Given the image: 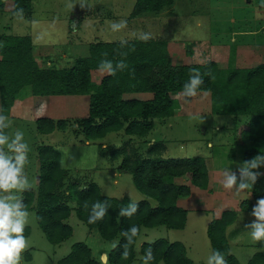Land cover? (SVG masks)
Returning <instances> with one entry per match:
<instances>
[{
	"label": "trees",
	"instance_id": "16d2710c",
	"mask_svg": "<svg viewBox=\"0 0 264 264\" xmlns=\"http://www.w3.org/2000/svg\"><path fill=\"white\" fill-rule=\"evenodd\" d=\"M171 4L172 0H135L128 19L143 14H157ZM18 9H23V17L29 19L31 0H0V14L13 16ZM127 41L123 49L120 42L92 41L88 44L87 56L75 58L70 66L42 68L32 58V44L28 36L0 35V107L3 108L0 114L7 117L18 92L27 87L34 97L82 98L81 104L85 106L79 112L84 116L74 119V135L82 136L83 142H92L118 131L143 138L153 129V120L165 123L173 116L177 102L172 95L180 94L191 70L198 69L201 74L211 72V76L204 77V84L198 91L208 93L210 114L249 117L244 127L237 131L242 161L250 160L259 153L264 154V64L229 70L219 69L211 61L173 65L164 41L152 38L147 42L136 39ZM188 50L189 45L186 46V55L190 54ZM121 51L128 55L122 57L119 54ZM102 59L113 62L124 59L128 67L118 71L115 76H103L95 84L91 80V72L98 70ZM139 94H150V99L123 98L124 95ZM33 123L38 135H49L65 128L64 121L48 117H38ZM125 148L97 147L110 160L119 158L115 171L129 175L135 190L155 201L154 207L145 199L138 201V211L132 217L118 216L120 207L130 202L127 198L102 196L98 186L91 181L82 183L78 179L65 186L69 176L68 171L60 165L59 152L50 146L36 145V191L27 190L22 196L27 210L33 211L35 223L49 244L57 245L71 236V228L64 223L71 210L82 225L95 229L102 240L109 242L117 239V244L108 253L109 264H131L133 261L134 244L129 249V257L126 260L120 258L121 245L125 242L120 235L121 230L133 225L139 229H183L186 212L176 202L187 197L191 189L209 190L208 173L203 160L199 157H155L163 149L159 143L151 144L146 156L139 154L136 149L129 151ZM263 169H259L260 173ZM249 191L250 199L241 201L235 210L222 211L217 219L206 226L211 251L224 253L228 264L238 262L228 253L225 230L235 222L237 213L251 212L256 201L264 198L262 174ZM105 200L109 205L106 216L89 224L91 205ZM68 203L74 206L71 208ZM27 232L25 228L24 235ZM149 247L154 254L151 264H193L179 242L158 239L143 243L139 247L141 258ZM57 264L98 262L90 259V252L84 244L75 243ZM247 264H264L263 254L254 253Z\"/></svg>",
	"mask_w": 264,
	"mask_h": 264
},
{
	"label": "rangeland",
	"instance_id": "374dc122",
	"mask_svg": "<svg viewBox=\"0 0 264 264\" xmlns=\"http://www.w3.org/2000/svg\"><path fill=\"white\" fill-rule=\"evenodd\" d=\"M134 2L135 0H85L87 6L82 8L81 0H31L30 22L8 13L0 14V35H29L36 47L39 65H46L45 61L40 59L43 58L42 55L49 54L55 66L56 54L65 47L66 61L60 66L68 67L74 58L87 56V46L90 42L131 39L134 38L132 33L137 32H150L153 38L164 39L168 43V54L174 65L202 64L210 59L217 61L220 69L234 66L252 68L264 63L262 57L258 55L246 57L240 64H236V60L232 59L223 61L227 47L235 45L237 57V54L243 52L242 46L245 45L242 44H247L249 48L254 46L255 42L252 41V37H247L246 32L250 29L259 30L260 26H264V0H173L172 5L158 15L142 16L127 22V28L123 31L111 32L109 22L126 20ZM69 3L75 6L69 8ZM67 24L70 35L66 34ZM63 40L69 43L63 46ZM199 41L206 43L201 46V43H197ZM211 41H216L215 48ZM188 43H192L193 49L192 55L186 56L184 50ZM47 45L54 49L46 48ZM93 73L91 80L95 82L97 76ZM24 91L29 89L25 87L21 92ZM180 97L178 94L172 95L177 102V108L182 113L179 114L178 109L165 123L158 119L153 120V129L145 137L128 136L118 131L108 133L103 138L92 142H83L82 136L74 135L76 132L74 119L84 116L82 112H79L80 108L85 106L81 104L82 98L59 102L66 105L62 104L58 108L56 103L50 104L51 112L40 117L49 116L48 118L65 123L63 131H54L50 135H38L33 122L39 117V113L34 114L25 101L20 102V105L17 103L16 108L7 117L11 121V127L6 131L10 135L16 130L24 132L25 141L30 148L28 163L25 166V172L32 183L29 190L33 193L36 191L35 148L39 144L50 146L59 152L60 165L71 177L65 186L78 179L82 183L91 181L99 187L102 196L116 199L127 198L131 202L145 199L151 207L155 206V201L137 192L129 175L115 174V167L120 159L110 160L107 154L104 155L98 151V146L101 148L125 146L126 150L136 149L139 154L146 156L149 146L159 143L163 149L154 155L155 157L162 159L200 157L206 160L209 166L213 164L223 168H237L242 163V150L235 143L231 117L210 114L206 92H199L197 96L192 97L188 106ZM123 98L130 99L126 95ZM134 98L147 100L150 99V94L134 95ZM181 105L184 107H180ZM22 106L27 107L20 110ZM32 107H34L33 102ZM199 117L202 118L203 123H200ZM207 142L211 144V148H208ZM262 174L264 176V171ZM83 179L85 181H82ZM217 186L220 192L223 188L221 183L217 182ZM191 191H193L191 196L180 198L179 206L185 208L196 206L205 210L196 212L190 211L192 209L189 208L186 226L181 231L167 230L163 227L141 230L134 246L133 264H142L139 245L157 239L181 243L186 249L188 259L194 264H206L211 248L205 236V222L211 220L212 215L217 211L233 210L238 201L248 199L247 192L236 196L234 192L225 191L224 203L217 202L218 198L213 203H207L208 200L204 199H208V196L200 197L196 190ZM68 205L71 208L74 206L73 203ZM29 212V223L26 226L28 232L25 235L28 247L22 254L21 264H55L69 252L70 246L77 242L86 244L91 251V256L99 261V255L108 253L115 244V241L110 243L102 241L96 231L88 230L82 225L71 210L66 220L72 230L70 238L61 245L52 246L38 229L33 211ZM252 220L253 217L249 213H238L234 224L228 228L231 233L227 238L228 253L237 260L238 264H247L252 255L257 252L264 256V250H261L262 245L253 242L248 235V230L245 229V225Z\"/></svg>",
	"mask_w": 264,
	"mask_h": 264
},
{
	"label": "clouds",
	"instance_id": "9594fccd",
	"mask_svg": "<svg viewBox=\"0 0 264 264\" xmlns=\"http://www.w3.org/2000/svg\"><path fill=\"white\" fill-rule=\"evenodd\" d=\"M75 5L69 3L68 7ZM80 6L86 5L85 0H81ZM17 18H23V9L15 12ZM110 30L119 33L127 28V21L120 20L109 22ZM133 37L147 42L152 38L150 32L132 33ZM128 44L127 40L120 41L123 49ZM134 50V49H132ZM122 57L128 55L127 52L119 53ZM107 56V53L104 54ZM128 67L124 59L113 62L109 59H102L98 65V72L103 75L115 76L118 71H123ZM211 76V72L201 74L198 69L190 72L189 79L184 83L180 96L187 102V98L197 96L198 91L204 84V77ZM3 108L0 107V113ZM195 118V117H194ZM200 123H203L199 117ZM11 127V121L3 114H0V264H21L23 252L28 247V240L24 232L29 223L30 212L23 201L22 193L32 187V183L25 172L28 163V153L30 151L28 143L25 141L24 132L16 130L14 134H9L6 129ZM264 168V154L259 153L250 160L242 162L236 171L225 168L221 174V184L227 191H233L234 195L240 196L252 190L257 179L261 175L259 169ZM87 209L88 205L85 203ZM109 208L108 202L96 201L91 205L88 216V223L93 224L102 220ZM138 211V202H129L119 209V217H132ZM250 215L252 222L245 225L248 235L253 242L262 245L264 250V198H260L253 206ZM138 226H130L127 230H121V237L124 239L121 245V259L126 260L130 255V247L136 242L139 235ZM115 247V246H113ZM142 259V264H151L154 254L151 247L147 248ZM99 264H109L108 253L99 255ZM206 264H228L226 256L219 250H212L207 256Z\"/></svg>",
	"mask_w": 264,
	"mask_h": 264
},
{
	"label": "crops",
	"instance_id": "0c3cea01",
	"mask_svg": "<svg viewBox=\"0 0 264 264\" xmlns=\"http://www.w3.org/2000/svg\"><path fill=\"white\" fill-rule=\"evenodd\" d=\"M172 3H173V0H172ZM172 5V4H171ZM133 7V6H132ZM170 7V6H169ZM169 7H165V8H169ZM165 8H163L162 10H164ZM132 9V8H131ZM161 10V11H162ZM160 11V12H161ZM131 12V11H130ZM160 12H158L157 14H143V15H141V16H138V17H136V18H134V19H137V18H140V17H142V16H148V15H158ZM130 14V13H129ZM129 16V15H128ZM24 18V17H23ZM26 19V18H25ZM134 19H131V20H129L128 19V17L126 18V21L127 22H129V21H133ZM26 20H28L29 22H30V20H31V16H30V18L29 19H26ZM73 22H71V24H72ZM249 30V29H248ZM70 28H69V25L67 24V31H66V34L67 35H70ZM247 33V37H252V41H254L255 43H254V46L253 47H251V48H249V47H247L248 45L247 44H242V45H245V46H242V48H243V52L241 53V54H237V57H236V54L235 53H237L236 51L237 50H235V45L233 46L232 45V47H227V50H226V54H225V56L226 57H224L225 59H223V61H225V60H227V59H232L233 61L234 60H236V64H240V62L243 60H245L246 59V57H249V56H251V55H258L259 57H262V59L264 60V26L262 25V26H260V29L259 30H251L250 29V31L249 32H246ZM25 36H28L29 38H30V40H31V44H32V58H33V60L37 63V65L39 66V67H42V68H45V67H48V66H53V67H55V68H63L62 66H60V65H62L65 61H66V58L65 57H67V54H65V52H66V49H65V47H63L62 49H58L59 50V52L56 54V57H55V59H56V61H55V66L53 65V60H52V58H50V55L49 54H46V55H42L43 56V58H41L40 60L41 61H45V63H46V65H39L38 64V61H39V58L37 57V53H36V51H35V49H36V47L33 45V41H32V38L29 36V35H25ZM132 39H135V38H131V39H124V40H132ZM152 39H158V40H162V41H164L166 44H165V48H166V51H167V53H168V43L164 40V39H160V38H153L152 37ZM67 40V39H66ZM66 40H63L62 42H63V46L64 45H66V44H68L69 42L68 41H66ZM136 40H139V39H136ZM121 40H118V41H111V42H120ZM102 42V41H101ZM212 42V44H213V47H214V44H216V41H211ZM91 43V42H90ZM197 43H201V46H203V43H206V42H204V41H199V42H197ZM233 43H235V42H233ZM218 44V43H217ZM61 45V46H62ZM189 45V55H192V49H193V46H192V43H188L186 46H188ZM192 46V47H191ZM207 45H205V47H206ZM219 46V45H218ZM217 46V47H218ZM46 48H53V47H51V46H45ZM221 47H225L226 48V46H221ZM239 47V46H238ZM67 48V47H66ZM87 48H88V46H87ZM215 48V47H214ZM54 49V48H53ZM65 50V51H64ZM185 51H186V49L184 50V54L186 55V53H185ZM61 53V54H60ZM189 55H186V56H189ZM241 55H244V56H241ZM42 56H40V57H42ZM168 56H169V54H168ZM170 58V57H169ZM75 59V58H74ZM73 59V60H74ZM171 61V60H170ZM209 61H211V62H214L215 63V65L217 66V68H219V64L217 63V61H214V59H210V60H207V61H205V62H202V64L203 63H206V62H209ZM238 61V62H237ZM59 64V65H58ZM171 64H172V62H171ZM260 64H264V63H260ZM174 65V64H173ZM181 65H183V64H181ZM185 65H189V64H185ZM242 65V64H241ZM259 65V64H258ZM253 68V67H252ZM220 69V68H219ZM229 69H248V68H238V67H231V68H227V67H225L224 69H222V70H229ZM95 71H98V70H95ZM93 73V71L91 72V74ZM95 76H97V80H95V84H98V82L100 81V79L103 77V76H105V75H103V76H101V74L99 73V72H97V73H93ZM96 74H98V75H96ZM23 89V88H22ZM21 89V90H22ZM21 90L18 92V94H17V96L15 97V99H14V101H13V104H12V106H11V108H10V110H9V114L8 115H11V113H12V111L16 108L15 106H17V103L20 105V102H23V101H25L29 106H30V109L32 110V112L34 111V114H35V112H38L39 113V117L40 116H43V115H48V112L50 111L51 112V106H50V104L51 103H56V106H57V108L58 107H60V105H62V104H64V105H66V103H59V102H65V100L66 101H74V100H77L78 99V97H75V98H67L66 97V99L65 98H59V97H44V98H41V97H34V96H32L31 94H30V92L29 91H24V92H21ZM199 93V92H198ZM208 94V93H207ZM126 96H128V97H130V98H134V95H126ZM178 96L180 97V95L178 94ZM181 98V97H180ZM193 98H187V102H185V104L188 106L189 105V103L191 102V100H192ZM208 100H209V95H208ZM57 101V102H56ZM182 101H184V99L182 100ZM33 102V104H34V107H32L31 108V103ZM48 102V103H47ZM18 105V106H19ZM178 106V105H177ZM183 105H181L180 107H182ZM27 106H22L21 108H20V110L22 109V108H26ZM184 107V106H183ZM53 108V107H52ZM24 109H23V111H24ZM179 108H176L175 110H174V112H173V115L175 114V112H177V110H178ZM47 111V112H46ZM49 112V113H50ZM178 112H179V114L180 113H182L181 112V110L179 109L178 110ZM209 113H210V107H209ZM8 117V116H7ZM47 117H49V116H47ZM231 119L233 120V123H232V125H233V128H234V132H235V143L237 144V131L240 129V128H242V127H244V125H245V123L247 122V120L249 119V117H236V118H233V117H231ZM245 122V123H244ZM244 123V124H243ZM243 124V125H242ZM50 135V134H49ZM153 143V142H152ZM207 144V146H209L208 148H211V144L210 143H206ZM238 146V145H237ZM242 153V152H241ZM200 158V157H199ZM202 159V158H201ZM203 160V162H204V166H205V168H206V170H207V173H208V180H209V187H208V189L209 190H199V189H191V190H196V192H198V196H208V199L206 198V199H204V200H208V202L207 203H213V202H215V199H217L218 198V200H217V202H219V203H224L225 202V199H226V193H225V191H227V190H225L224 188H221V191L220 192H218V186H217V182H219V183H221L220 181H221V174H222V172H223V170L225 169V168H223V167H220V166H214L213 164H212V166H209L208 165V163H207V161L206 160H204V159H202ZM241 162H243L242 161V157H241ZM239 167V165L237 166V168ZM237 168H234V169H231L232 171H236L237 170ZM263 171H264V169L263 170H261V174L263 173ZM115 174L116 175H119L116 171H115ZM68 176H69V178H68V180L70 181L71 180V177H70V175H69V173H68ZM262 176H263V174H262ZM35 177H36V172H35ZM263 178H264V176H263ZM84 180V179H83ZM85 181V180H84ZM221 186H222V184H221ZM223 187V186H222ZM99 188V187H98ZM190 190V193H189V195L187 196V197H189V196H191L192 195V192L193 191H191ZM100 191V190H99ZM210 192V193H209ZM231 193L233 192V191H230ZM205 193L207 194V195H205ZM143 196V195H142ZM247 196H248V199H250V191L249 192H247ZM186 198V197H185ZM121 199V198H120ZM247 199V200H248ZM143 200V199H142ZM179 200L180 199H178L177 200V202H176V205L178 206V207H180L181 209H183V210H185V212H186V217H185V225H184V227H183V229L185 228V226H186V220H187V216H188V212H190V211H196V212H202L203 210H205V209H203V208H199V207H188V208H185V207H181V206H179ZM242 201V200H241ZM240 201V202H241ZM239 201L235 204L236 206L234 207V209L233 210H235L237 207H238V204L240 203ZM149 203V202H148ZM189 208L190 209H192V210H190L189 211ZM222 211H225V209L224 210H222ZM222 211H217L216 213H214L213 215H212V219L211 220H207L206 222H205V236H206V226H207V224L210 222V221H212V220H214V219H217L219 216H220V214H221V212ZM245 213H251V212H245ZM70 214V213H69ZM238 214V213H237ZM236 218H237V216H236ZM67 220V219H66ZM66 220L64 221V223L65 224H67L66 223ZM236 220V219H235ZM234 224V223H233ZM231 226V225H230ZM230 226H228L227 228H226V230H225V238H226V241H227V238H228V235H229V233H230V231H229V227ZM155 228H157V227H155ZM164 228V227H163ZM88 229V228H87ZM143 229H146V228H141L140 229V232H141V230H143ZM151 229H154V228H151ZM182 229V230H183ZM88 230H91V229H88ZM93 230H95V229H93ZM72 231V230H71ZM96 231V230H95ZM177 231H181V230H177ZM232 231H234L233 229H232ZM231 231V232H232ZM97 233V232H96ZM71 234H72V232H71ZM98 234V233H97ZM140 234V233H139ZM231 234V233H230ZM99 236V235H98ZM139 236V235H138ZM138 236H137V238H138ZM70 238V237H69ZM100 238V237H99ZM137 238H136V240H137ZM207 238V237H206ZM101 239V238H100ZM102 240V239H101ZM158 240V239H157ZM164 240V239H163ZM208 240V239H207ZM66 241V240H65ZM65 241H63V242H61V243H59V244H57V245H52V246H58V245H61L62 243H64ZM102 241H104V240H102ZM112 241H115V244H114V246L117 244V239H113V240H111V241H109V243L110 242H112ZM155 241V240H154ZM104 242H107V241H104ZM168 242V241H167ZM209 242V241H208ZM77 243H82V242H77ZM150 243H152V242H150ZM75 244V243H74ZM82 244H84V243H82ZM141 244H143V243H141ZM140 244V245H141ZM51 245V244H50ZM73 245V244H72ZM71 245V246H72ZM87 248H88V246L86 245V244H84ZM140 245H139V247H140ZM227 245H228V243H227ZM70 246V247H71ZM134 246H135V243H134ZM134 246H133V261H134V259H135V254H134ZM114 247H112L110 250H112ZM185 248V247H184ZM88 250H89V252H90V259H92V260H94V261H96V262H98V264H99V261H97L96 259H94L92 256H91V251H90V249L88 248ZM110 250L108 251V253L110 252ZM228 250H229V245H228ZM69 251H70V249H69ZM69 253V252H68ZM67 253V254H68ZM185 253H186V249H185ZM66 254V255H67ZM65 255V256H66ZM139 255H140V253H139ZM64 256V257H65ZM28 257V256H27ZM27 257H26V260H27ZM64 257H62L61 259H63ZM140 259H141V255H140ZM60 260V259H59ZM58 260V261H59ZM190 260V259H189ZM58 261H56V263L55 264H57V262ZM133 261H132V263L131 264H133ZM141 261H142V259H141ZM192 263H193V261H191ZM194 264V263H193Z\"/></svg>",
	"mask_w": 264,
	"mask_h": 264
}]
</instances>
